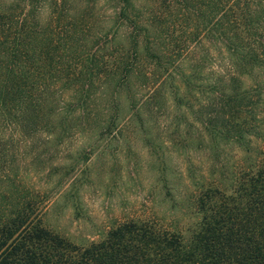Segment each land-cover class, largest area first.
I'll return each instance as SVG.
<instances>
[{"label":"rangeland","instance_id":"rangeland-1","mask_svg":"<svg viewBox=\"0 0 264 264\" xmlns=\"http://www.w3.org/2000/svg\"><path fill=\"white\" fill-rule=\"evenodd\" d=\"M246 6L234 27L212 0H0L30 12L29 59L70 66L8 115L21 72L0 43V223L24 212L78 246L129 220L187 236L209 188L250 217L238 187L264 162V54L235 67L225 47L242 26L263 39L264 0Z\"/></svg>","mask_w":264,"mask_h":264},{"label":"trees","instance_id":"trees-1","mask_svg":"<svg viewBox=\"0 0 264 264\" xmlns=\"http://www.w3.org/2000/svg\"><path fill=\"white\" fill-rule=\"evenodd\" d=\"M50 1L56 4L57 0ZM122 1L129 4V0ZM227 1L212 0L220 5L222 24L229 22L235 27L239 20L234 13L244 19L249 15L248 0H243L244 5L226 4ZM29 13L9 8L0 12V43L5 45V51L21 72L14 82L15 96L19 98L8 101L11 107H4L13 116L19 112L20 106L14 105L18 101L25 102V108L37 104L39 94L46 91V83L70 79V66L63 68L59 54L53 52L47 56L45 53L44 61L39 57L29 59L25 42L30 32L37 31L36 25H30ZM53 18L51 13L50 20ZM251 34L242 26L233 33L239 41L225 37V47L235 67L238 59L256 58L261 53L255 51L257 48L264 54V37L260 41L250 40ZM57 46L53 44L50 51ZM238 189L239 194L247 196L246 205L250 203L255 209L250 217L240 218L236 214L243 202L229 204L224 196L215 198V189L209 188L195 199V212L200 213V218L187 236L178 229L167 230L149 221L129 220L109 229L100 240L78 246L64 241L38 222L24 226L27 214L17 212L14 218L0 223V264H264V162L247 172L239 181Z\"/></svg>","mask_w":264,"mask_h":264}]
</instances>
